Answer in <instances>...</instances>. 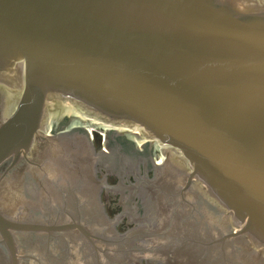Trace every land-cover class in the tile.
Wrapping results in <instances>:
<instances>
[{
	"label": "water",
	"instance_id": "1",
	"mask_svg": "<svg viewBox=\"0 0 264 264\" xmlns=\"http://www.w3.org/2000/svg\"><path fill=\"white\" fill-rule=\"evenodd\" d=\"M0 264H264V0H0Z\"/></svg>",
	"mask_w": 264,
	"mask_h": 264
},
{
	"label": "flooded vegetation",
	"instance_id": "2",
	"mask_svg": "<svg viewBox=\"0 0 264 264\" xmlns=\"http://www.w3.org/2000/svg\"><path fill=\"white\" fill-rule=\"evenodd\" d=\"M85 126L88 127L90 131L95 150L97 152H106V133L108 130L101 125L89 121L85 123ZM133 146L135 148L131 149L129 153L136 157L134 151L140 149L141 144L134 143ZM114 156L115 155L113 153L109 155L107 163L101 165L98 171V176L99 178H106L107 184L110 187H115L117 189L119 188L118 191L104 190L102 192L101 198L105 207V211L109 218L114 219L118 216H122V220L119 223L118 230L120 232H123L134 226L132 217L135 214V205L137 204V199L131 200L130 194L127 191V187L129 184H135L133 173H135L139 177H142L144 175V169L146 168L148 169L147 176L148 178H151L152 172L151 170H149L151 168V160H154V158L158 159V154H145L141 158V162H139L138 164V169L132 173L127 171V176L118 174L117 170H115L111 165L110 159H114Z\"/></svg>",
	"mask_w": 264,
	"mask_h": 264
}]
</instances>
